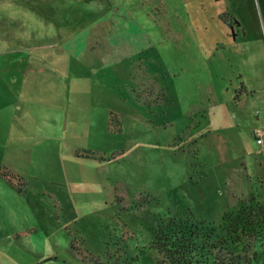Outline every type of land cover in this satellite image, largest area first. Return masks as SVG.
<instances>
[{
  "label": "rangeland",
  "instance_id": "374dc122",
  "mask_svg": "<svg viewBox=\"0 0 264 264\" xmlns=\"http://www.w3.org/2000/svg\"><path fill=\"white\" fill-rule=\"evenodd\" d=\"M262 3L0 7V264H170L160 223L222 235L228 209L264 201ZM229 249L264 264V239Z\"/></svg>",
  "mask_w": 264,
  "mask_h": 264
},
{
  "label": "trees",
  "instance_id": "16d2710c",
  "mask_svg": "<svg viewBox=\"0 0 264 264\" xmlns=\"http://www.w3.org/2000/svg\"><path fill=\"white\" fill-rule=\"evenodd\" d=\"M232 21L239 24L234 18ZM205 226L207 230H199ZM218 228L224 234H219L213 225L192 218H171L157 226L154 246L164 262L170 264H249L229 248L247 239H264V201L254 194L247 201H240L223 214Z\"/></svg>",
  "mask_w": 264,
  "mask_h": 264
},
{
  "label": "crops",
  "instance_id": "0c3cea01",
  "mask_svg": "<svg viewBox=\"0 0 264 264\" xmlns=\"http://www.w3.org/2000/svg\"><path fill=\"white\" fill-rule=\"evenodd\" d=\"M11 1H14V2H20V0H0V7H3L5 4H8V3H10ZM262 6H263V9H264V0H263V3H262ZM232 19H233V17H232ZM235 19V18H234ZM236 20L239 22V20L236 18ZM6 21H7V19H6ZM88 23V22H87ZM7 24H8V21H7ZM6 24V25H7ZM5 25V26H6ZM88 26V27H87ZM94 25H89V23L87 24V25H85L83 28H81V29H88V31L89 32H93L94 30H98V29H92V27H93ZM241 25H240V22H239V24H237L236 25V27H240ZM85 27H87V28H85ZM94 28V27H93ZM100 30V33H101V29H99ZM113 29H111V31H112ZM109 33H110V31H108ZM236 37H237V35H236ZM234 39H236V38H234ZM69 40H66V42H64L63 44H62V46L61 47H59V49L58 50H62L63 51V53H65V54H67L69 57L72 55V47H70V44H69V42H68ZM100 48L102 47H106V42H105V40H103L102 42H101V46H99ZM51 57H55L54 55H52ZM56 58V57H55ZM101 61V60H100ZM257 130H259V129H257ZM257 130H253V135H254V137H255V140H257V137H256V134H255V132L257 131ZM261 131V130H260ZM262 133H263V135H262V143L261 144H259L258 143V141H257V143L259 144V145H263L264 144V141H263V138H264V132L262 131ZM237 137L238 138H240L241 140H242V138H241V135L240 134H238L237 135ZM236 137V138H237ZM240 139H239V143H241V144H243L244 142H242V141H240ZM248 179V181H247V183L249 184V185H252V181H253V178L252 177H247ZM260 180H262V182L260 181ZM260 180H259V182L258 183H260L261 182V185H263L264 186V182H263V180L264 179H262V178H260ZM263 183V184H262ZM254 192V191H253Z\"/></svg>",
  "mask_w": 264,
  "mask_h": 264
},
{
  "label": "built area",
  "instance_id": "2783aa9c",
  "mask_svg": "<svg viewBox=\"0 0 264 264\" xmlns=\"http://www.w3.org/2000/svg\"><path fill=\"white\" fill-rule=\"evenodd\" d=\"M255 134H256V137H257V141H258V143L259 144H261L262 143V135H263V133H262V131H260V130H257L256 132H255Z\"/></svg>",
  "mask_w": 264,
  "mask_h": 264
},
{
  "label": "flooded vegetation",
  "instance_id": "af4514ba",
  "mask_svg": "<svg viewBox=\"0 0 264 264\" xmlns=\"http://www.w3.org/2000/svg\"><path fill=\"white\" fill-rule=\"evenodd\" d=\"M216 1H222V0H216ZM225 22L227 21V20H224ZM230 21V20H229ZM233 24V23H232ZM236 27V26H235ZM235 27L233 26V25H231V21H230V28L231 29H235ZM235 35H236V33H234ZM233 36V35H232ZM233 38H234V36H233Z\"/></svg>",
  "mask_w": 264,
  "mask_h": 264
}]
</instances>
